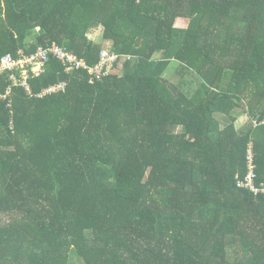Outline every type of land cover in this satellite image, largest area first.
Returning a JSON list of instances; mask_svg holds the SVG:
<instances>
[{"label": "trees", "instance_id": "16d2710c", "mask_svg": "<svg viewBox=\"0 0 264 264\" xmlns=\"http://www.w3.org/2000/svg\"><path fill=\"white\" fill-rule=\"evenodd\" d=\"M53 44L120 59L0 77V264H264V0H0V59Z\"/></svg>", "mask_w": 264, "mask_h": 264}, {"label": "built area", "instance_id": "2783aa9c", "mask_svg": "<svg viewBox=\"0 0 264 264\" xmlns=\"http://www.w3.org/2000/svg\"><path fill=\"white\" fill-rule=\"evenodd\" d=\"M52 54L56 58L63 61V64L67 66L69 73H77L82 70H86L91 77L90 84L93 85L97 82L102 81L110 74L113 69L115 62L120 59V55L116 53H109L104 50L100 53L99 61L93 68H88L84 60L79 59L76 55L69 52L65 48L52 45L49 48H38L36 52L29 56H24L19 59L14 58L12 55H6L0 59V77L6 72H19L18 76L10 77L13 87H20L28 94L30 89L28 86V80L31 76L38 78L42 73V67L45 61L48 59V55ZM65 85H59L44 91L40 96L51 95L53 93H59L65 91ZM11 96V90L5 94H0V103L6 101ZM247 168L248 174L245 180L238 182L237 187L241 190H246L253 193L255 196L264 194V187L258 188L256 186V164H255V153L254 145L251 144L248 157H247Z\"/></svg>", "mask_w": 264, "mask_h": 264}, {"label": "rangeland", "instance_id": "374dc122", "mask_svg": "<svg viewBox=\"0 0 264 264\" xmlns=\"http://www.w3.org/2000/svg\"><path fill=\"white\" fill-rule=\"evenodd\" d=\"M187 27H188V22L187 21H185V20H178L177 23H176V27L175 28L178 29L179 31H183V30H186ZM100 37H101V30H95V31H91L89 33V38H91L93 41L99 42ZM176 39H178V38L176 37ZM263 80H264V76L258 77L256 79V84H260ZM248 121L249 120L247 119V116H242L241 118H239L236 121L235 126H236V128H239L242 124H245ZM73 264H77L76 263V260H74Z\"/></svg>", "mask_w": 264, "mask_h": 264}]
</instances>
